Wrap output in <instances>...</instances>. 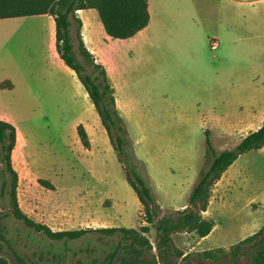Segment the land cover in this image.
I'll list each match as a JSON object with an SVG mask.
<instances>
[{
	"label": "rangeland",
	"instance_id": "rangeland-1",
	"mask_svg": "<svg viewBox=\"0 0 264 264\" xmlns=\"http://www.w3.org/2000/svg\"><path fill=\"white\" fill-rule=\"evenodd\" d=\"M151 5L152 34L140 65L127 54V43L112 38L94 55L115 88L139 170L163 217L189 206L213 159L207 137L221 153L264 124V0H151ZM84 19L87 31H94L91 16ZM44 22L27 18L9 24L8 52L0 42V119L24 136L14 153L20 207L57 232L141 229L147 223L127 166L76 73L53 60ZM211 40H218V50L211 49ZM51 44L57 51L56 39ZM81 124L89 150L78 135ZM9 212V198H0V257L9 264H19L16 254L30 264H89L92 257L83 249L91 245L104 256L113 243L94 237L62 252V244L7 217ZM204 216L217 225L210 236L182 232L173 236L174 243L192 255L193 264H231L230 255L210 261L200 254L218 248L230 253L264 229V148L229 168ZM149 237L156 253V231ZM260 248L236 264H250Z\"/></svg>",
	"mask_w": 264,
	"mask_h": 264
},
{
	"label": "trees",
	"instance_id": "trees-1",
	"mask_svg": "<svg viewBox=\"0 0 264 264\" xmlns=\"http://www.w3.org/2000/svg\"><path fill=\"white\" fill-rule=\"evenodd\" d=\"M95 9L109 37L114 40H129L137 36L151 23L149 0H0V20L9 18L50 15L56 23V48L65 65L74 71L85 87L94 104L104 128L108 132L111 144L120 161L127 166V180L137 194L144 210L147 226L135 228H87L74 231H54L49 226L30 218L20 207L18 188L20 175L14 166V153L18 146L19 131L11 122L0 119V198H9L10 212L30 230L49 239L54 244H62L60 251L69 248V244L84 239L97 238L101 241L113 240L105 250L104 256L97 254L91 245L83 249L92 260L89 264H193L192 255L186 254L174 243L177 233H193L205 239L216 228L213 220L204 214L209 210L213 189L240 157L264 148V124L252 132L234 148L217 153L207 137V145L213 159L209 169L204 172L194 187L189 206L177 212L160 217L158 202L146 178L139 170L133 143L117 106L116 91L111 84L104 65L97 62L95 55L88 49L83 38V22L79 11ZM76 30V34H74ZM81 57V61L79 60ZM84 62L93 71L86 75ZM78 135L83 146L91 149V141L84 125L78 126ZM40 183L54 189L46 180ZM157 234V252L149 234ZM261 246L252 256L250 264H264V229L231 247L230 253L224 248L206 250L202 258L218 261L220 258H232L236 264L242 256L250 255L252 250ZM19 264H30L16 254ZM60 258L61 255L56 254ZM0 264H9L0 257Z\"/></svg>",
	"mask_w": 264,
	"mask_h": 264
},
{
	"label": "crops",
	"instance_id": "crops-1",
	"mask_svg": "<svg viewBox=\"0 0 264 264\" xmlns=\"http://www.w3.org/2000/svg\"><path fill=\"white\" fill-rule=\"evenodd\" d=\"M149 4H150V12H151V23H150V25L146 29L141 31L134 38H131L129 40H119V41H123V42L127 43V45H128L127 54H129V55L132 54V56H134V59L136 60L137 65L141 64L142 49L145 46V44L149 42V40L151 38V34H152L151 30H152L153 23H154V16H153V9H152V5H151V0H149ZM78 15L83 22L82 34H83V38H84V41L86 43V46L88 47V49L93 54L98 55L100 53V51L102 50V43L101 42L104 39H109L111 37H109L108 34L106 33L104 26L100 21L99 14H98L97 10H95V9L82 10V11L78 12ZM85 15H90L91 18L93 19L94 27H95L94 31H91V32L87 31V23L84 19ZM27 18H35V19L44 20L45 21L44 26H45L46 33L47 34H48V32L51 33L50 34L51 42L54 39H56V23H55V19L50 15H38V16H32V17L2 19V20H0V27H2V29L0 30L1 31L0 42L4 44V47H2V50H5L7 52L9 51L8 45H6V43L8 41V30H7L8 28L6 26L9 24H13V23L23 21L24 19H27ZM51 42H50V49H51V54H52L53 60L59 66L63 67V65H64L65 69H67L70 72H74L65 65L63 60L60 58L59 53L56 50H54V48L52 47ZM57 56L59 57L60 60H58ZM127 72H128L127 68H123V70H122L123 78ZM87 95H88V93H87Z\"/></svg>",
	"mask_w": 264,
	"mask_h": 264
},
{
	"label": "flooded vegetation",
	"instance_id": "flooded-vegetation-1",
	"mask_svg": "<svg viewBox=\"0 0 264 264\" xmlns=\"http://www.w3.org/2000/svg\"><path fill=\"white\" fill-rule=\"evenodd\" d=\"M79 60L81 61V57H79ZM84 65V71L83 73L86 75H92L93 71L90 67H88L84 62H82Z\"/></svg>",
	"mask_w": 264,
	"mask_h": 264
},
{
	"label": "built area",
	"instance_id": "built-area-1",
	"mask_svg": "<svg viewBox=\"0 0 264 264\" xmlns=\"http://www.w3.org/2000/svg\"><path fill=\"white\" fill-rule=\"evenodd\" d=\"M210 45H211V49L213 51H216V50L219 49V42H218V40H211Z\"/></svg>",
	"mask_w": 264,
	"mask_h": 264
},
{
	"label": "bare ground",
	"instance_id": "bare-ground-1",
	"mask_svg": "<svg viewBox=\"0 0 264 264\" xmlns=\"http://www.w3.org/2000/svg\"><path fill=\"white\" fill-rule=\"evenodd\" d=\"M93 118L96 120V118H95V116L93 115ZM97 125V124H96ZM22 140V139H24V136H23V134L21 133V131L19 130V140Z\"/></svg>",
	"mask_w": 264,
	"mask_h": 264
}]
</instances>
